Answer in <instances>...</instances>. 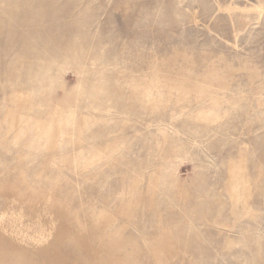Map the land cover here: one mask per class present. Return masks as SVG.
Instances as JSON below:
<instances>
[{"label":"rangeland","instance_id":"rangeland-1","mask_svg":"<svg viewBox=\"0 0 264 264\" xmlns=\"http://www.w3.org/2000/svg\"><path fill=\"white\" fill-rule=\"evenodd\" d=\"M50 1H0V264H264V0Z\"/></svg>","mask_w":264,"mask_h":264},{"label":"bare ground","instance_id":"bare-ground-1","mask_svg":"<svg viewBox=\"0 0 264 264\" xmlns=\"http://www.w3.org/2000/svg\"><path fill=\"white\" fill-rule=\"evenodd\" d=\"M2 1H4L9 6L10 9H11V7H14L16 4H20V6H22V4H23V5L28 6V7L34 6L33 10L29 12L30 14L33 13V14H38V15H41V16L51 17V18L60 17L59 16V12L60 11L57 9L56 5L52 1H50L48 3L49 5H47L46 2H43V0H2ZM48 8H50L51 10H46ZM5 14H6V12H0V21L4 20L3 19V15H5ZM51 29H52V32L50 34H48V35H43L42 34L44 39H45V41H46V43H48V44H51L52 41H54V40H58L59 38L57 36H62L63 37V36L69 35V32H67V31H62L61 32L60 28L58 26H56V25H53L51 27ZM2 31H3L2 24H0V33H2ZM34 31L36 32V35L38 36L39 33H40L39 28H36ZM16 38H21L22 39L23 38L22 34L16 35L15 38L14 37H9L8 38V42H11V41L15 40ZM45 70H47V67L45 68ZM28 82H30V81H28ZM58 116H61L60 117L61 122H63V123L66 122V120H67V116L66 115L59 114Z\"/></svg>","mask_w":264,"mask_h":264}]
</instances>
